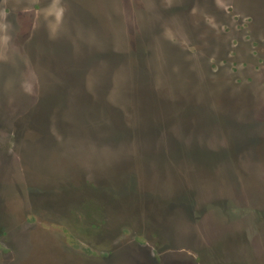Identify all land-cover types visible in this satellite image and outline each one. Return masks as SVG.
<instances>
[{
    "label": "rangeland",
    "instance_id": "obj_1",
    "mask_svg": "<svg viewBox=\"0 0 264 264\" xmlns=\"http://www.w3.org/2000/svg\"><path fill=\"white\" fill-rule=\"evenodd\" d=\"M136 243L264 264V0H0L1 262Z\"/></svg>",
    "mask_w": 264,
    "mask_h": 264
},
{
    "label": "flooded vegetation",
    "instance_id": "obj_2",
    "mask_svg": "<svg viewBox=\"0 0 264 264\" xmlns=\"http://www.w3.org/2000/svg\"><path fill=\"white\" fill-rule=\"evenodd\" d=\"M218 210L222 211L221 207H218ZM138 216L136 215V222H135V226L136 227H140L139 223L137 222ZM223 221H227L229 225H231V220L228 221L225 219H223ZM139 225V226H137ZM233 225V223H232ZM161 230L158 231V233H160ZM165 235V234H164ZM141 237H143V235H141ZM218 241H220L219 237L216 239ZM217 241V242H218ZM167 242V241H166ZM220 243V242H219ZM137 246V251H135L133 254L136 257V261L140 264H203V262L207 261V256L204 255V257H202V251H200L197 248H192L189 249L187 251H184V249H181V246H170L168 249L166 250H152V251H143L139 246H141L139 243H136ZM199 246V245H198ZM221 244H219V248L214 252L213 254V262L212 264H224L223 262L225 261L224 259H222V253L223 254H227L226 256L230 258L233 257V255H229L228 251L229 249H221L220 248ZM194 254H192V253ZM181 258V259H180ZM231 259V258H230ZM264 259V258H263ZM248 261L253 264L251 257L248 259ZM6 263V261H4ZM4 263V264H5ZM119 263V262H117ZM0 264H3L0 260ZM116 264V262L114 263ZM228 264H231L230 262ZM233 264H239V263H233Z\"/></svg>",
    "mask_w": 264,
    "mask_h": 264
}]
</instances>
